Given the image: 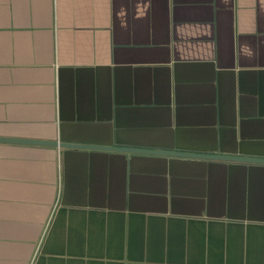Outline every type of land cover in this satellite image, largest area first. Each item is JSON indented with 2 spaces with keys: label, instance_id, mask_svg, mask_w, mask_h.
Instances as JSON below:
<instances>
[{
  "label": "crops",
  "instance_id": "1",
  "mask_svg": "<svg viewBox=\"0 0 264 264\" xmlns=\"http://www.w3.org/2000/svg\"><path fill=\"white\" fill-rule=\"evenodd\" d=\"M244 159L264 0H0V264H264Z\"/></svg>",
  "mask_w": 264,
  "mask_h": 264
},
{
  "label": "water",
  "instance_id": "2",
  "mask_svg": "<svg viewBox=\"0 0 264 264\" xmlns=\"http://www.w3.org/2000/svg\"><path fill=\"white\" fill-rule=\"evenodd\" d=\"M47 144L58 145V146H68V147H80L81 146V145L66 144V143H47ZM92 148H98V147H92ZM137 151L168 154V152H163V151H149V150H137ZM169 154H171V153H169ZM209 158H211V157H209ZM221 158H231V157H221ZM244 160L252 161V162H264L263 160H260V159H244Z\"/></svg>",
  "mask_w": 264,
  "mask_h": 264
}]
</instances>
